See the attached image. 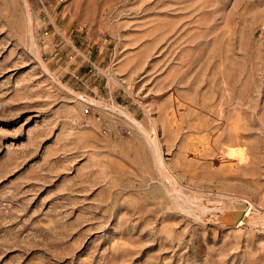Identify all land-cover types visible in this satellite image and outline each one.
<instances>
[{
  "label": "rangeland",
  "instance_id": "1",
  "mask_svg": "<svg viewBox=\"0 0 264 264\" xmlns=\"http://www.w3.org/2000/svg\"><path fill=\"white\" fill-rule=\"evenodd\" d=\"M0 264H264V0H0Z\"/></svg>",
  "mask_w": 264,
  "mask_h": 264
},
{
  "label": "built area",
  "instance_id": "2",
  "mask_svg": "<svg viewBox=\"0 0 264 264\" xmlns=\"http://www.w3.org/2000/svg\"><path fill=\"white\" fill-rule=\"evenodd\" d=\"M61 2V0H59ZM46 16V13H44L43 17L45 18ZM48 36V31L47 29L44 27L40 30V33L38 35V39H39V42L40 44H43V41L44 39ZM66 58L68 60L71 59V56L70 55H67ZM51 60L54 61V64H57L58 62V58H56V54H54L51 58ZM85 62H86V67H87V73L90 74V76H94L96 73H97V69L96 67L89 61V59H85ZM91 103L89 104H85L84 108H83V115L86 116L89 114V111L91 110ZM85 124V122H84Z\"/></svg>",
  "mask_w": 264,
  "mask_h": 264
},
{
  "label": "bare ground",
  "instance_id": "3",
  "mask_svg": "<svg viewBox=\"0 0 264 264\" xmlns=\"http://www.w3.org/2000/svg\"><path fill=\"white\" fill-rule=\"evenodd\" d=\"M78 99H80L81 101H84V98L82 96H78L77 97ZM92 104V103H91ZM95 104V103H93ZM128 116H126L127 118ZM130 119V118H129ZM133 123H135V126H136V129L141 133L143 134L144 136H146V141H147V145L149 146V148L151 149H154L155 151H157L156 148V142L153 140V138L151 139L150 137L147 136L146 132L144 131L143 127L139 124V123H136L135 121H132ZM154 152V151H153ZM157 163H161L160 160L158 159ZM165 176V175H164ZM166 178V176H165ZM196 201V200H195ZM241 224V223H240Z\"/></svg>",
  "mask_w": 264,
  "mask_h": 264
}]
</instances>
